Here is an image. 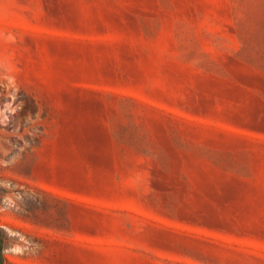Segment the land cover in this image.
I'll return each mask as SVG.
<instances>
[{"label": "rangeland", "instance_id": "1", "mask_svg": "<svg viewBox=\"0 0 264 264\" xmlns=\"http://www.w3.org/2000/svg\"><path fill=\"white\" fill-rule=\"evenodd\" d=\"M7 264H264V0H0Z\"/></svg>", "mask_w": 264, "mask_h": 264}, {"label": "trees", "instance_id": "2", "mask_svg": "<svg viewBox=\"0 0 264 264\" xmlns=\"http://www.w3.org/2000/svg\"><path fill=\"white\" fill-rule=\"evenodd\" d=\"M9 243V237L0 221V264H7L6 248Z\"/></svg>", "mask_w": 264, "mask_h": 264}]
</instances>
